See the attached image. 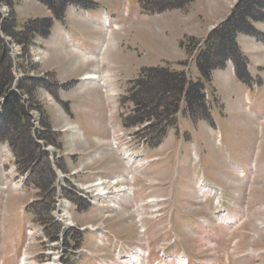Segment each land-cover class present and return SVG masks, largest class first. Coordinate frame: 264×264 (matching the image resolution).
Returning a JSON list of instances; mask_svg holds the SVG:
<instances>
[{
  "label": "rangeland",
  "instance_id": "rangeland-1",
  "mask_svg": "<svg viewBox=\"0 0 264 264\" xmlns=\"http://www.w3.org/2000/svg\"><path fill=\"white\" fill-rule=\"evenodd\" d=\"M190 1L13 0L12 6L0 3L3 18H12L11 12L15 17L14 36L4 35V40L13 61L12 89L21 96L22 106L29 114L26 123H9V138L0 136V261L4 264H12L20 253L11 242L7 243L10 223H16L21 230L28 221L35 223L54 238L66 226L56 221L61 209H68L73 215L75 228L68 229L64 236L72 250L92 248L96 237L80 229L102 220L110 236L135 249L149 242L153 259L160 260V252L164 251L173 264L177 255L187 257L190 264H264V228L258 225L264 221V61H259L264 53V8L257 9L258 21L247 19V23L243 13L249 0ZM191 8L189 17L179 16H187ZM233 22L242 29L236 37L239 52L227 62L229 70H215L211 85H207L211 119L193 122L182 106L174 118L176 123L167 128L166 141L153 146L156 130L166 121L155 117L137 124L139 113L134 105L123 103L128 84L145 67L167 65L183 69L181 64L189 63L187 68H192L201 45L216 35L211 43L213 49H218L221 37L217 31ZM33 23H42L34 36L23 29ZM111 23L115 26L107 30ZM212 58H216L215 54ZM94 66L98 68L93 69ZM193 69L190 73L187 70L189 76L198 80L197 67ZM86 70L109 73L111 78L107 86L113 94L99 86L104 94L103 119L111 125L122 124L124 129L117 133L130 136L132 148L145 142L147 159H159L147 161L142 174L155 181L154 185L135 191L125 208L111 209L107 219V213L95 207L96 191L85 189L90 181L77 179L78 175L95 174L92 166L103 156L98 155L91 142L80 145L76 153L71 151L67 145L69 133L62 124V116L72 125L80 120L93 121L89 116L97 111L94 100L87 97L89 89L76 82ZM227 73L243 84L234 78L229 80V86L220 84ZM97 113L103 115L101 110ZM97 120L100 119L96 117ZM125 121L129 126H124ZM7 125L0 114V130H7ZM171 131L176 141L172 136L167 141ZM15 144L16 149L12 146ZM113 151L115 157H120L114 148ZM23 155L30 161L29 166L17 163ZM76 157L87 162L76 168L71 164ZM12 165H16L15 170ZM22 175L25 192L12 193L10 187L2 191L10 178L14 181ZM200 179L221 189L217 195L223 200V208L218 206L217 195L200 191ZM116 199L111 198L110 204ZM23 205H27L22 209L26 216L21 213ZM223 209L238 210L241 218L246 217L229 237L230 228L220 221ZM139 220L146 228L144 235ZM73 230L81 232V241L72 239L69 231ZM75 238L79 239L77 233ZM235 238L238 241L232 246ZM252 250L259 254L240 257Z\"/></svg>",
  "mask_w": 264,
  "mask_h": 264
},
{
  "label": "trees",
  "instance_id": "trees-1",
  "mask_svg": "<svg viewBox=\"0 0 264 264\" xmlns=\"http://www.w3.org/2000/svg\"><path fill=\"white\" fill-rule=\"evenodd\" d=\"M12 2L13 0H0V3L10 4L11 6ZM262 7L264 8V0H249L243 13L246 22L248 23L247 19L258 21L260 17L258 16L259 13L257 15V9ZM11 14L12 18H3L0 8V103H2L0 114L4 121L8 122L7 130H0V136L4 138H9L10 130H12L9 123H26V118L29 116L24 106H22L21 96L12 89L14 81L13 61L9 56L8 44L2 36V34L14 36L16 24L13 12ZM33 24H26L23 28L27 29L32 36L42 26V23ZM229 27L219 28L217 31L219 37H221L219 38L221 46L218 49H213L211 43L216 35H212L208 43H203L197 58V67L201 74L200 80L195 82L189 79L184 71L173 70L167 66L145 68L141 71L139 77L130 83L128 96L124 98L123 103H132L138 111L139 117L135 122L137 124L143 123L155 117H163L166 121V125L156 130V135L153 137V146L159 145L167 135V128L176 123L174 118H177L182 106H184L185 114L194 121L210 119V109L204 94L206 85H210L214 71L224 69L227 62L239 52L236 37L239 33H242V29L239 26L237 27L235 22ZM213 54L216 56L215 59L212 58ZM185 64L181 65L184 66ZM129 124L133 125L130 122ZM125 126H129L127 121H125ZM6 140L10 141V139ZM28 140L31 141V137ZM12 146L14 149L17 148L16 144ZM25 156L23 155L22 158L17 159V163L29 166L30 161Z\"/></svg>",
  "mask_w": 264,
  "mask_h": 264
},
{
  "label": "crops",
  "instance_id": "crops-1",
  "mask_svg": "<svg viewBox=\"0 0 264 264\" xmlns=\"http://www.w3.org/2000/svg\"><path fill=\"white\" fill-rule=\"evenodd\" d=\"M199 1H201V0H199ZM191 12H192V8L188 12L187 16L182 14V13H180L179 16L181 18L186 19V17H189ZM253 49H254V51H258L256 48H253ZM261 50H259V51H261ZM263 56H264V53L262 56H259L262 58L260 60L259 59L258 60L264 61ZM259 61H257V62H259ZM99 63H101V61H99ZM95 67H97V66H94L93 69ZM79 68L83 69V67H81V66H79ZM108 74H106V73L102 74V73H100V71H98V73H95L93 71L86 70L79 77V80H82V84H81L82 88L83 89H89L88 91H86V93H87V95L89 94L87 96L89 99L94 100V103L96 106V108H94V110H97V111L101 110L103 112V115H101V114L97 113V111L96 112L93 111L92 115L89 116V118L91 120H93L95 122V124H93V121H90L89 119L87 121H84V120L75 121L76 125L79 127V130H78L76 125H72L71 123H69V121H68L69 119L67 117H66L67 118L66 119L62 116L63 127L69 133V136L67 138V145L71 151H74L76 153L77 152L76 150L80 145L86 146L89 142H91V143L95 144V146L93 148L96 149L98 155L103 156V159L101 161H99L98 163H96L95 165L92 166L93 172L95 174H84V175L82 174L80 176L78 175L77 179L81 180V181L89 182V181L93 180L94 178H96V176L108 177V176L123 175L126 173L124 162L122 161V159L120 157H118V158L115 157V155H114L115 153L111 148V144H110L111 133H110V129H109V126L107 124L106 119L105 120L103 119L104 116L106 118V115H104L106 113L101 108L103 106V103H101V101H103L102 97L104 94H101V92H100V89H99L100 85H97L95 83L91 84L90 82L85 81V78L90 76V75H99L102 83H104L105 85H109L110 84L109 80L111 78L109 79ZM227 74H229V76ZM227 74L222 76L223 82H221L219 80L220 84H222V85L226 84L227 86L231 85V82H230V84H228V82H229V80L231 81V79L234 77L231 76L232 74H230V73H227ZM219 87L220 86H218V88ZM96 117H97V119L99 118L100 120L96 121ZM116 128H117V130H122L123 126H122V124L121 125L117 124ZM170 136H172V140L176 141V136H175V133H173V131L171 133H169V135L167 137V141L169 140ZM62 141H63V139H62ZM84 161H85V158L76 157L75 160L71 161V164H73L74 166H76V168H78L87 162V161L86 162H84ZM102 161H107V163H104ZM67 164H69V163L67 162ZM105 164H107V165L104 166ZM139 175H141V174H139ZM139 175L137 176V179H136V187L144 186V188H145V186H147L148 184L152 185L153 182H155V181H149L146 178H143L142 176H139ZM144 188H143V190H144ZM228 213L230 215L229 219H231L233 221L241 219L242 214L240 215V212L238 210L234 209ZM251 226H253V225H251ZM7 243H8V241H7Z\"/></svg>",
  "mask_w": 264,
  "mask_h": 264
},
{
  "label": "bare ground",
  "instance_id": "bare-ground-1",
  "mask_svg": "<svg viewBox=\"0 0 264 264\" xmlns=\"http://www.w3.org/2000/svg\"><path fill=\"white\" fill-rule=\"evenodd\" d=\"M108 17L105 16V19H107ZM17 78V77H16ZM15 78V79H16ZM98 75H90L88 77H86L85 79H89V80H93V83L100 85V83L97 80ZM101 79V78H100ZM19 80V79H18ZM92 84V83H91ZM35 126V125H34ZM53 159V158H52ZM124 177H117L114 180H101L98 182H95V185L90 186L92 187L91 191H96V193L98 194V196L100 197H111V198H116L118 197L119 199L123 200V199H128V193L126 190V186L125 187H121V183H125L124 182ZM205 181L203 179L199 180V187H200V191L202 193H215V194H219V190H221L219 188V190H215L213 188H211V186H207V184L204 183ZM201 185V186H200ZM82 187V186H81ZM80 188V187H79ZM88 189V188H85ZM90 192V191H89ZM82 193V192H81ZM95 193V192H94ZM132 193V190L129 192ZM96 195V194H95ZM82 196V195H81ZM61 200V199H60ZM66 202V201H65ZM68 203V202H66ZM217 203H220V199H217ZM59 207V206H58ZM63 207V206H62ZM67 208V207H66ZM58 210V209H57ZM223 213V212H222ZM57 221V218H56ZM71 221V216L70 219L67 220V224H70ZM224 224L228 223L231 225H235V221L233 220H226L225 222H223ZM235 223V224H234ZM66 242V241H65ZM138 250V249H135ZM142 251V250H141ZM143 252V251H142ZM23 264H27V257L23 260L22 262Z\"/></svg>",
  "mask_w": 264,
  "mask_h": 264
}]
</instances>
